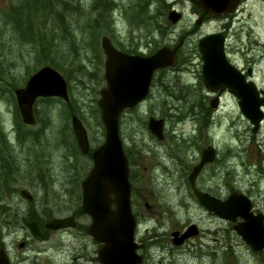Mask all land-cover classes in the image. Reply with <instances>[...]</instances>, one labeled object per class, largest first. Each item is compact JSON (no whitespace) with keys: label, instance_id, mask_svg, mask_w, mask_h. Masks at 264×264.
<instances>
[{"label":"flooded vegetation","instance_id":"obj_1","mask_svg":"<svg viewBox=\"0 0 264 264\" xmlns=\"http://www.w3.org/2000/svg\"><path fill=\"white\" fill-rule=\"evenodd\" d=\"M64 1V3L69 2ZM160 1L171 5L177 0ZM39 2L43 5L45 0L20 2L6 0V11L3 13L4 7L1 9V18L5 23L10 21L12 27L8 12L13 4L26 6L28 3ZM146 2L152 7L156 4V0H146ZM182 3L187 4L189 11L184 13L182 10L183 18L188 16L194 18V25L185 28L183 34L174 41H170L168 37L172 25L167 22L166 15L156 13L151 15L148 29H144V32L148 33L144 43L140 41L141 44H130L120 37L123 42L115 45L108 37L117 51L130 56L148 57L163 46L175 51V64L172 67L154 70L146 96L135 107L122 110L118 120V136L127 158L131 187L132 182L136 180L134 178L140 173V162L146 158L145 155L149 156L148 162L152 163L154 170L166 169L168 158L173 159L174 163L181 166L182 192L187 199L192 198L196 204L198 217L188 218L181 228L171 230L169 236H160L158 231H152L147 237L141 232L139 224L148 223L152 219L149 218L150 215L156 213H152L149 209H133L135 203L131 197V210L136 221L134 239L137 244L136 251L142 257V264H148L152 260L151 252L154 254V250H158L161 254L166 252L170 256L168 264H175L178 257L189 255L187 253L190 252L187 250L193 247L199 249L198 256L201 260L210 257L215 259L222 243L228 246L241 244L251 252L248 243L236 231V228L243 224L252 227L259 225L262 231L258 239L264 235V19L258 20L255 17V13L264 9V0H239L233 13L220 16L205 13L198 0H182ZM57 22L60 24V21ZM212 23L216 26L199 32L195 46L189 47L187 39L197 35L195 32L197 27H205ZM156 35L164 37L161 40L162 45L157 49L154 39ZM209 37L211 38L206 40ZM204 39L205 44L199 45L200 40ZM220 42L222 45L219 44ZM104 61L100 59V67H103ZM40 99H36L32 106L34 122L38 120L35 105ZM170 99L182 102V105L189 102L186 105L187 116L182 112L181 121L192 124L190 132L178 131L176 129L178 122L167 129L170 122L168 117L173 116L176 119L179 116L174 110L175 107L167 103L166 100ZM157 100L165 101L160 103L164 109L160 114H150L146 111L144 113L141 110L146 103ZM256 105H259L262 119L254 129L249 117ZM96 114L100 119L99 109ZM72 117H77L86 131L88 151L85 154L78 146L71 126ZM151 117L162 119L164 122L162 140H157L148 129V119ZM68 119L70 125L63 126L59 131L58 145L60 142L63 145L61 153L63 159L60 165L50 161L51 155L42 150L45 138L43 129L33 128L34 132L27 131L25 135L20 136L17 133L14 135L15 130L11 131L13 134L10 139L8 138V142L4 140V134L0 131V161L4 159L8 162L9 173L17 176L21 174L20 163L25 162L28 165V176L35 181V188H42L49 194L54 182L51 179L60 176L57 172L60 171L61 166L66 171L63 177L62 198L57 189L51 194L49 201L51 205H45L41 199L40 206L32 204L21 211L37 218L30 220L45 224L52 217L45 219L47 216L45 213L48 212L44 209H74L67 215L53 216L54 218L71 217L74 226L56 231L45 230L48 234V239L45 241L33 238L22 222L0 223V251L4 252L7 264H101L98 261L101 244L89 236L88 227L91 218L82 210L81 184L93 168V151L105 141V128L100 120L101 142L96 146L92 144L84 122L76 113L71 111ZM137 125L141 127L138 128ZM134 129H137L138 133L135 140L127 134L130 131L133 133ZM142 130L143 141L140 137ZM222 130L229 135L234 131L237 132L242 142L238 151L230 154L228 158L226 153L233 152V147L222 151L219 144V133ZM26 141L31 144L28 157L20 159L22 153L17 150L22 149ZM158 148H163L166 153L160 156ZM192 157L193 160L188 161ZM198 165L201 167L191 186L189 179ZM239 168L245 171L242 173L247 175V182L241 183L236 180L241 177L236 175ZM223 169L225 171L231 169L235 176L224 174ZM165 175L172 176V173ZM46 178L50 179L49 185ZM194 190L215 201H224L230 195H242L249 201L250 207L235 210L233 220L226 221L196 199ZM69 191L73 198L68 196ZM29 192L32 194L31 191ZM189 214L190 212L187 215ZM157 221L162 224V220ZM189 226H194L196 229L195 236L187 238L182 244H174L171 234L178 232L181 235ZM142 235L144 237H141ZM49 241L51 243L46 245ZM152 247L153 251H151ZM252 255L258 258L260 264H264V250L253 252ZM214 259L213 264H215Z\"/></svg>","mask_w":264,"mask_h":264},{"label":"rangeland","instance_id":"obj_2","mask_svg":"<svg viewBox=\"0 0 264 264\" xmlns=\"http://www.w3.org/2000/svg\"><path fill=\"white\" fill-rule=\"evenodd\" d=\"M5 1L0 0V131L4 134V140L8 142V138L12 137L14 130L16 131L14 135L17 133L20 136L25 135L27 131L31 133L34 132V129H43L45 138L43 139L42 150L46 154H50V161L57 165H60L63 159L61 156L63 145L61 142L58 145L60 140L59 131L63 126L70 125L68 116L71 111L76 113L84 122L92 144L97 146L101 142L99 140L101 123L99 115L96 114L99 92L105 88L104 68L100 67L98 61V54L101 53V39L109 37L115 45L123 42L121 38L127 40L130 44H137L140 41L144 43L148 34L144 32V29H148L149 20L153 13L164 16L172 8L179 12L184 10V13H189L187 4H183L182 0H167L168 2L174 1L175 4L167 6L156 3L153 7L147 4L146 0H72L66 2L67 4L64 3V0H45L46 3L43 5H41L43 1L28 3L26 6L13 4L8 12L12 26L15 27L14 20H16L24 34L27 37L34 38L32 41H26L20 40L10 27L9 22L5 23L1 18V9L4 7L2 9L3 13L6 11L7 3ZM13 1L20 2L21 0ZM55 15H57L56 20L59 18L62 21L59 24L60 28L55 25ZM255 17L258 20H261L260 18L264 19V9L255 13ZM193 25L194 18L184 17L177 25H172V30L168 33L169 40H176L177 37L183 34L185 28ZM215 26L216 24L212 23L205 27H197L195 31L197 35L187 39L188 46H195L199 32H204ZM163 38L160 35H156L154 38L156 49L162 45L161 40ZM51 64L58 69L51 66ZM45 65L53 67L66 78L70 104L66 106L54 99L39 100L35 105L38 120L32 128L31 126L27 128L21 123L20 119L16 121L14 118L17 106L14 98H12V93L16 88L23 87L28 77ZM90 74L91 76H89ZM92 75H94V78H92ZM166 101L175 107L174 110L179 115L176 119L173 116L168 117L170 122L167 129L178 122L176 124L178 131L190 132L192 124L186 120V122L181 121L183 119L181 117L182 112L186 114V105L189 102L182 105V102L177 100L170 99ZM161 102L165 103L163 100L148 102L142 106L141 110L144 113L146 111L158 115L164 110L160 106ZM140 125H137L138 128L141 127ZM127 134L133 140L137 139V129H134L133 133L130 131ZM140 137L143 141V130L140 132ZM10 141L13 142V140ZM14 143H16L15 137ZM219 144L222 151L233 147V152L227 151L226 153L228 158L230 154H235V151H238V147L241 146L242 142L237 132L234 131L229 135L222 130L219 133ZM57 145L58 149L56 148ZM29 147H31V144L26 141L24 147L17 150L22 153L20 159L28 157ZM158 150L160 156L166 153L163 148H158ZM144 157L146 158L140 162V173L134 178L136 180L132 182L131 197L135 203L133 209H149L156 214H153L154 217L150 215L149 218L152 219L148 223H140L139 228L147 237L151 235L152 231H158L157 233L160 236H169L171 230L181 228L188 218L198 217L197 207L192 198L188 197L187 199L182 192L181 166L174 163L173 159L168 158L166 169L154 170L152 169V163L148 162L149 156L145 155ZM192 160L193 157L190 160L188 159V161ZM233 162L235 161L233 160ZM20 164L22 173L16 177L17 182L12 186L8 185L13 193V198L8 199V202L12 208L11 210L18 213L16 215L18 219L23 213L21 210H26L29 206L20 197L19 190L31 191L38 198H35L36 202L34 204L36 206H40L41 199H43L45 205H51L49 201L54 190L57 191L58 189L61 198L64 196L62 185L64 183V173L66 172L65 168L61 166L60 171L57 172L60 176L51 179V181H54L53 188L49 189V194H47L42 188H35V181L27 174L28 165L25 162ZM242 171L245 173L241 168L238 169L239 173L237 172L236 175L241 177L236 180L241 181V183L247 182V175L245 176ZM223 172L226 175L235 176L231 169L227 171L223 169ZM166 173H172V176H166ZM46 180H48L49 185L50 179L46 178ZM68 196L73 198L70 191ZM72 210L74 209H44L52 216L67 215ZM188 212H190L189 215H187ZM157 220H162V224ZM158 227H160L158 230L154 229ZM6 240L8 242V238ZM196 242L198 243V240ZM50 243L51 241L47 242L46 245ZM190 247H192V244ZM153 249L152 247L151 251ZM187 251L190 252L187 253L189 255L178 257L175 264H213L214 257L201 260V257L198 256L199 249L197 247ZM252 253L244 245L234 244L228 246L222 243L214 260L215 264H260L258 258L254 257ZM151 255L152 260L148 264H168L170 260V256L166 252L161 254L158 250H154V254L151 252ZM226 260H229V263H226Z\"/></svg>","mask_w":264,"mask_h":264},{"label":"water","instance_id":"obj_3","mask_svg":"<svg viewBox=\"0 0 264 264\" xmlns=\"http://www.w3.org/2000/svg\"><path fill=\"white\" fill-rule=\"evenodd\" d=\"M206 13L213 15L229 14L237 6L239 0H199ZM168 19L175 23L180 14L175 11L168 13ZM211 37L207 38L209 40ZM205 39L199 45L205 44ZM222 45V43H219ZM106 56L105 73L106 88L100 91L98 107L101 122L105 128V142L93 154L94 166L87 178L82 182V208L90 216L91 224L88 234L103 244L98 252L101 264H140L142 257L136 253L134 243L135 221L130 209V184L128 182L127 160L118 139L117 126L120 112L126 107H133L144 98L148 89L152 71L156 68L175 63L174 50L162 48L148 58L131 57L116 51L109 40L104 38L101 43ZM16 101L23 123L34 122L33 103L38 97H58L69 101L67 84L64 78L50 67H42L27 80L23 88L15 91ZM259 105L253 107L249 117L256 123L260 120ZM76 140L82 153L88 151L86 133L76 117L71 119ZM149 128L158 138L162 137V122L153 121ZM199 166L194 169L195 174ZM198 200L220 218L231 221L237 209H249V202L242 196H230L225 201H215L194 191ZM21 197L32 200L31 195L20 191ZM113 205V208H112ZM24 226L32 237L46 240L43 231L59 230L74 226L73 218L51 219L43 227L41 223L23 219ZM259 226V225H258ZM243 224L236 228L238 234L253 248L259 251L264 248V235L260 227ZM195 235L194 226L188 228L175 244H181L187 237ZM173 237L178 233H173ZM0 264H7L3 252H0Z\"/></svg>","mask_w":264,"mask_h":264},{"label":"trees","instance_id":"obj_4","mask_svg":"<svg viewBox=\"0 0 264 264\" xmlns=\"http://www.w3.org/2000/svg\"><path fill=\"white\" fill-rule=\"evenodd\" d=\"M24 36V35H23ZM51 66L57 68L56 66ZM58 69V68H57ZM91 76V74L89 75ZM94 75H92V78ZM19 126V125H18ZM17 175L14 173L8 172V162L4 159L0 161V221L3 223L6 222H17L20 223V218H16L17 212L11 210V206L9 205L8 199L13 198V193L10 191L8 185L12 186L15 184ZM9 195V196H8ZM21 216H26L28 219H37L35 217L29 216L27 213L21 214ZM47 216H52L51 213H47ZM229 263V260L225 261Z\"/></svg>","mask_w":264,"mask_h":264}]
</instances>
